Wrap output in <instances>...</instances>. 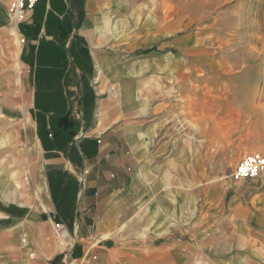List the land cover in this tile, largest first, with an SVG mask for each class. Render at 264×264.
Returning a JSON list of instances; mask_svg holds the SVG:
<instances>
[{
  "label": "crops",
  "instance_id": "obj_1",
  "mask_svg": "<svg viewBox=\"0 0 264 264\" xmlns=\"http://www.w3.org/2000/svg\"><path fill=\"white\" fill-rule=\"evenodd\" d=\"M104 7L111 14L104 15ZM126 29L116 0H39L16 26L9 0H0V51L15 36L20 68L16 74L0 59V102L16 100L17 87L20 100L26 94L25 129L18 135L26 145L21 170L38 156L29 181L20 180L14 191L10 183L0 184V217L11 218L14 205L18 217L5 229L19 234L8 237L0 224V264H215L214 211L208 220L199 214L187 222L188 187L192 201L198 200L191 188L198 162L196 145L193 157L187 152L186 116L177 143L168 125L169 137L155 144L156 116L144 109L153 100L139 93L144 83L124 84V63L103 49L128 42ZM136 66L132 77L144 74ZM73 100L77 118L70 114ZM178 101L179 113H186L187 100ZM163 104L168 118L164 112L156 121L166 131L174 103ZM208 120L206 136L214 146V120ZM25 201L45 210L27 215ZM222 220L219 261L235 264L236 243L228 241V218ZM55 223L67 232L63 240ZM251 226L244 224L243 233Z\"/></svg>",
  "mask_w": 264,
  "mask_h": 264
},
{
  "label": "rangeland",
  "instance_id": "obj_2",
  "mask_svg": "<svg viewBox=\"0 0 264 264\" xmlns=\"http://www.w3.org/2000/svg\"><path fill=\"white\" fill-rule=\"evenodd\" d=\"M116 1L129 39L121 48L103 49L124 63V84L144 83L140 95L153 100L144 109L147 115L151 112L156 116L151 120V124L156 123L153 142L158 144L169 137V125L170 138L177 143L179 122L186 116L188 155L193 157L192 147H197L194 160L198 162V181L191 188L196 189L198 200L192 201L188 187V225L197 221L195 215H202L203 222L214 211V240L218 246L214 263L222 264L218 255L224 241L220 224L227 217L232 230L228 241L236 243L232 251L235 264H264V171L253 180L235 181L231 176L244 156H264V0ZM102 13L111 14V8L104 7ZM15 39L12 36L11 41L4 42L0 59L8 70L18 74ZM141 63H146L144 68ZM131 65H139L136 68L144 74L132 77ZM15 91L16 100L0 102V184L10 183L12 190L20 180L29 181L38 158L36 155L28 160L26 169L21 170L20 157L26 145L22 139L19 142L18 135L25 129L28 100L26 94L20 100V88ZM168 100L174 105L169 107L171 117L165 131L163 121L156 120L164 112L168 118V106L163 104ZM178 100H187L186 113H179ZM74 102L70 114L77 118L78 106ZM4 114L15 118L7 121ZM209 118L214 120V146H210V137L206 136L211 126ZM25 203L27 215L45 210L41 206L36 211L31 202ZM11 209V218L6 214L0 217L4 233L10 238L19 236H12L5 229L18 217L14 205ZM237 210L244 211L243 215L235 216ZM244 224L252 225L248 234L243 233ZM25 239L23 236L22 240Z\"/></svg>",
  "mask_w": 264,
  "mask_h": 264
},
{
  "label": "built area",
  "instance_id": "obj_3",
  "mask_svg": "<svg viewBox=\"0 0 264 264\" xmlns=\"http://www.w3.org/2000/svg\"><path fill=\"white\" fill-rule=\"evenodd\" d=\"M39 0H9V15L14 26L25 22ZM20 44L24 39L19 40ZM264 171V156L260 153H251L244 156L232 172L235 181L256 179ZM58 233L64 229L59 223L54 224Z\"/></svg>",
  "mask_w": 264,
  "mask_h": 264
},
{
  "label": "bare ground",
  "instance_id": "obj_4",
  "mask_svg": "<svg viewBox=\"0 0 264 264\" xmlns=\"http://www.w3.org/2000/svg\"><path fill=\"white\" fill-rule=\"evenodd\" d=\"M63 232L67 234V232L65 231V229L60 230V232H58V234H59L61 237H63Z\"/></svg>",
  "mask_w": 264,
  "mask_h": 264
},
{
  "label": "trees",
  "instance_id": "obj_5",
  "mask_svg": "<svg viewBox=\"0 0 264 264\" xmlns=\"http://www.w3.org/2000/svg\"><path fill=\"white\" fill-rule=\"evenodd\" d=\"M64 120H66V119H65V117H64V118H62V119H60V123H61L62 121H64Z\"/></svg>",
  "mask_w": 264,
  "mask_h": 264
}]
</instances>
